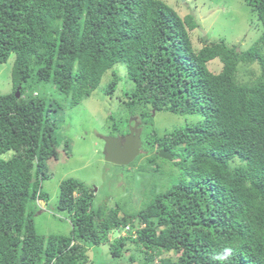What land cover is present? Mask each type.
<instances>
[{
  "label": "trees",
  "instance_id": "16d2710c",
  "mask_svg": "<svg viewBox=\"0 0 264 264\" xmlns=\"http://www.w3.org/2000/svg\"><path fill=\"white\" fill-rule=\"evenodd\" d=\"M243 2L261 31L245 51L223 40L193 49L188 30L199 23L162 0H0V64L6 52L15 55L12 92L0 95V264H86L88 247L127 226L128 235L108 245L115 263L133 246L143 264H264V0ZM215 59L222 64L217 74L208 67ZM252 63L259 73L239 77ZM118 64L132 85L123 94L131 113L199 119L144 136L149 152L129 166L143 158L140 172L154 166L170 177L152 204L127 214L121 203H97L92 188L69 178L52 209L71 224L70 233L40 235L38 203L50 200L43 183L69 142L56 118L63 106L33 93L54 86L77 105ZM112 77L106 96L116 90ZM160 150L172 160L160 159ZM105 258L98 251L91 263Z\"/></svg>",
  "mask_w": 264,
  "mask_h": 264
},
{
  "label": "rangeland",
  "instance_id": "374dc122",
  "mask_svg": "<svg viewBox=\"0 0 264 264\" xmlns=\"http://www.w3.org/2000/svg\"><path fill=\"white\" fill-rule=\"evenodd\" d=\"M162 1L181 18L190 15L199 23V30H188L190 43L195 50L202 48L203 41L209 43L223 40L229 48L236 46L238 51H245L261 33L259 23L256 24V16L243 0ZM5 59L7 62L0 64V95L12 92L11 68L15 55L6 52L3 56V60ZM221 65L219 60L215 59L209 63L208 67L213 74H217L221 70ZM114 72L117 79L116 90L111 96H106L104 89L112 81ZM253 72L256 75L259 73L255 63L240 67L238 76L246 79ZM131 88L132 85L126 78L125 67L118 64L106 72L99 86L89 97L83 96L77 105L72 103L71 97L58 93L54 86L44 85L39 89L40 92L38 90L33 93V95L38 93L41 97L56 100L63 106L62 110L56 113V118L63 122L61 132H64L69 142L67 156L56 166H50L54 171L52 177L43 183V190L48 193L50 200L46 207L44 202L38 203L41 212H37L34 223L38 234L67 236L70 233L71 224L64 219L61 212L57 209L54 212L52 209L58 195L59 184L69 178L83 182L85 186L92 188L94 194L98 195L97 203L102 204L107 200L106 205L109 208H114L115 203H121L120 206L127 214L152 204L154 199L163 192L161 188H165L170 177L168 175L161 177L154 173V166H144V174L140 172L138 168L143 158L134 167H121L104 162L103 139L121 137L123 134L119 135V133L122 130L126 133L125 128L128 125L137 127L141 137V151L148 153L149 149H146L144 136H147L150 131L153 130L161 136L174 130L178 131L186 125H192L199 117L194 115L179 117L169 112H159L152 113L150 118L142 120L137 113H131L133 111H129L126 105L123 94ZM113 127L118 131L113 132ZM142 155H144L143 152ZM176 155L179 156L177 153ZM157 164L167 170L170 169L169 163L158 160ZM122 216L123 211H119L118 217ZM110 237L106 244L88 247L86 264H92L91 261L98 255V251L104 257L106 256V264H143L144 254L133 246L123 249L126 252L124 260L116 263L111 260L108 245L115 239V233H112ZM95 253H97L96 256ZM127 256H133L134 261L129 262Z\"/></svg>",
  "mask_w": 264,
  "mask_h": 264
},
{
  "label": "water",
  "instance_id": "95a60500",
  "mask_svg": "<svg viewBox=\"0 0 264 264\" xmlns=\"http://www.w3.org/2000/svg\"><path fill=\"white\" fill-rule=\"evenodd\" d=\"M19 90L16 91L15 96L18 97ZM130 134L123 138L122 141L107 138L105 139L104 152L108 160L113 161L117 165H127L131 163L139 154L138 151L141 145L140 135L135 134L131 130ZM162 159H172L169 152L161 150L158 153Z\"/></svg>",
  "mask_w": 264,
  "mask_h": 264
},
{
  "label": "bare ground",
  "instance_id": "6f19581e",
  "mask_svg": "<svg viewBox=\"0 0 264 264\" xmlns=\"http://www.w3.org/2000/svg\"><path fill=\"white\" fill-rule=\"evenodd\" d=\"M182 1H184V0H182ZM68 29V28H67ZM117 72V71H116ZM20 75V74H19ZM74 87V86H73ZM74 95V94H73ZM18 97H19V94H18ZM17 98V97H16ZM18 112V111H17ZM264 118V117H263ZM127 128H128V133H127ZM125 130H126V133H125V135H123V136H121V137H118V138H115V137H107V138H112V139H116V140H119V141H122L123 140V138L124 137H126V136H128L129 134H130V130L132 131V132H134V135L135 134H137V135H140V133L137 131V127L136 128H133V127H130L129 125L128 126H126V128H125ZM242 131V130H241ZM124 133V132H123ZM104 137V136H103ZM103 137L101 138V139H103ZM107 138H104L103 139V144H104V146H105V139H107ZM140 139H141V137H140ZM141 146L142 145H140V148H139V152H140V154L137 156V157H139L140 155H142V152L143 151H141ZM161 151V150H160ZM160 151H158V153L160 152ZM163 151H165V152H168L169 153V151H167V150H163ZM236 152V151H235ZM103 155H104V162H106L107 164H111V165H115V166H121V167H127V166H129V164H127V165H117V164H114V162L113 161H110V160H108L107 158H105L106 157V154H105V152H104V149H103ZM172 155V154H171ZM136 157V158H137ZM158 157H159V155H158ZM135 158V159H136ZM160 158V157H159ZM172 158H173V156H172ZM134 159V160H135ZM162 159V158H161ZM133 160V161H134ZM163 160H167V161H170V160H172V159H163ZM132 161V162H133ZM131 162V163H132ZM109 201V200H108ZM88 208V207H87ZM172 211V210H171ZM259 212V211H258ZM176 215V214H175ZM153 217V216H152ZM183 217V216H182ZM132 226V225H131ZM147 227V226H146ZM122 229V228H121ZM121 229H119V230H115V231H112V232H110V235L113 233H115V239H119L120 237H124V236H126V235H128V233H129V231H130V228H129V226H127V227H124L122 230ZM142 230V229H141ZM151 231V230H150ZM140 232V231H139ZM134 233V232H133ZM194 233V232H193ZM143 234V233H142ZM152 234V233H151ZM161 235V234H160ZM117 236V237H116ZM140 236V235H139ZM136 237V235H133V238H135ZM159 237V236H158ZM131 239V238H130ZM150 239V238H149ZM133 240V239H132ZM131 242V241H130ZM137 244V243H136ZM203 247V246H202ZM202 249V248H201ZM204 249V248H203Z\"/></svg>",
  "mask_w": 264,
  "mask_h": 264
},
{
  "label": "clouds",
  "instance_id": "9594fccd",
  "mask_svg": "<svg viewBox=\"0 0 264 264\" xmlns=\"http://www.w3.org/2000/svg\"><path fill=\"white\" fill-rule=\"evenodd\" d=\"M256 24H257V19H256ZM181 129H179V131H180ZM174 131H176V130H174ZM174 131H172V132H169V133H173ZM121 134H123V131H122V133Z\"/></svg>",
  "mask_w": 264,
  "mask_h": 264
},
{
  "label": "flooded vegetation",
  "instance_id": "af4514ba",
  "mask_svg": "<svg viewBox=\"0 0 264 264\" xmlns=\"http://www.w3.org/2000/svg\"><path fill=\"white\" fill-rule=\"evenodd\" d=\"M127 133H128V128H127ZM119 135H122V134H121V133H119ZM123 135H125V132L123 133ZM123 135H122V136H123Z\"/></svg>",
  "mask_w": 264,
  "mask_h": 264
}]
</instances>
